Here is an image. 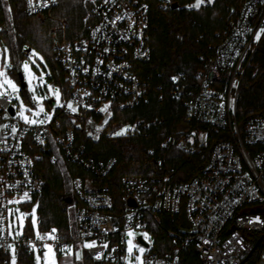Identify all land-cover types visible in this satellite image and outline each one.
<instances>
[{
	"label": "built area",
	"instance_id": "1",
	"mask_svg": "<svg viewBox=\"0 0 264 264\" xmlns=\"http://www.w3.org/2000/svg\"><path fill=\"white\" fill-rule=\"evenodd\" d=\"M230 1L235 8L217 32L213 54L202 57L203 66L192 78L184 72L173 76L170 94L183 100L186 118L223 135L189 183L172 181L165 174L126 175L115 192L108 182L97 181L112 172L116 158L95 160L87 155L86 145H75L77 128L98 141L126 128L131 135L147 127L144 121H114L116 111H132L149 101L148 82L136 72V64L152 56L145 0H100L91 9L85 36L57 45L55 59L67 83L65 105L57 114L65 116L69 126L57 114L44 124L26 123L17 116L14 97L0 96V264H11V249L17 255L20 249L42 253L47 245L57 252L79 247L102 264H127V233L137 230L152 235L139 236L147 245L136 239L146 248L145 264H183L189 251L199 264H264L256 254L259 246L254 250L256 239L264 235V110L243 125L237 118L244 77L255 67L264 39V0ZM56 6L57 0H25L30 16H42ZM207 134L168 136L161 147L186 149L196 139L205 142ZM44 157L54 164L60 158L89 174L72 176V191L80 204L70 237L52 227L39 236L11 233L10 209L43 191L36 163ZM182 208L188 225L164 228L169 246L161 255L154 229L163 228L165 217L176 219ZM92 242L93 247L85 246Z\"/></svg>",
	"mask_w": 264,
	"mask_h": 264
},
{
	"label": "trees",
	"instance_id": "2",
	"mask_svg": "<svg viewBox=\"0 0 264 264\" xmlns=\"http://www.w3.org/2000/svg\"><path fill=\"white\" fill-rule=\"evenodd\" d=\"M99 1L57 0V6L53 10L56 9V15L69 21V41L85 36L86 33L81 34L84 31L83 18L90 12L92 4ZM145 1L149 4L148 42L152 56L148 61L137 63L136 72L148 82L149 101L132 111H116L114 121L125 120L127 116L134 120L139 116L147 123V127H139L134 134L128 136L102 137L98 141L91 139L82 129L75 130V145H86L88 156L95 160L116 158L117 163L112 172L104 180L97 181L108 182L115 192L119 189V181L126 175L150 177L165 174L172 181L189 183L206 166L216 143L223 139L222 134L213 133L205 125L189 121L183 100L173 98L170 90L176 73L184 72L187 77L192 78L203 66L202 57L213 54V48L219 40L217 32L225 27L231 1L216 0L212 7L200 9L188 7L192 0H175L165 6L162 0ZM174 3L178 4L175 9L172 8ZM5 5L9 8L8 15ZM5 5L0 0V39L10 47L12 53L21 54L24 45L43 52L52 66L53 75L49 78L61 85L65 100L67 83L61 66L55 59L56 50L53 51V42L47 29L37 22V16L26 13L25 0H6ZM255 64L257 67L249 70L244 77L238 100L237 118L241 125L249 118L259 116L264 110V39L256 52ZM57 115L65 127L69 126V120L65 116ZM193 131H208L204 145L196 146L194 150L161 147L168 136L179 137L185 132ZM197 141L196 139L193 144ZM29 143L30 138L27 141ZM57 164L52 163L49 157L36 163V173L44 182L43 191L24 205L29 207L32 202H38L40 230L54 227L64 237H70L72 226L67 206H78L80 203L75 194L66 188ZM67 164L72 176H89L77 165L70 162ZM187 225L183 208L176 219L165 217L163 228L154 229L160 244L156 251L163 255L169 246L164 228L178 229ZM25 232H34L30 222L27 223ZM259 239L260 237L256 242ZM261 246H264V242L259 245ZM183 258V264L199 263L191 251L185 253ZM18 264H35L34 253L20 249ZM82 264L102 263L84 256Z\"/></svg>",
	"mask_w": 264,
	"mask_h": 264
},
{
	"label": "rangeland",
	"instance_id": "3",
	"mask_svg": "<svg viewBox=\"0 0 264 264\" xmlns=\"http://www.w3.org/2000/svg\"><path fill=\"white\" fill-rule=\"evenodd\" d=\"M164 1L163 6L169 5L175 0H162ZM216 0H203V3H201L199 8L192 7L194 9H200L205 7H212L214 5ZM2 3H6V0H1ZM196 3V0H192V2L188 5H194ZM95 4H92V7ZM91 7V9H92ZM235 8L234 4L230 5L229 11H233ZM5 11L7 15L9 14V8L5 5ZM231 14H227V18L230 17ZM226 18V19H227ZM36 20L39 24H41L43 27L47 29V32L51 38V41L53 42V51L56 50L57 45L63 41H69L68 37V29H69V21L64 18L60 17L59 15H56V9L51 10L50 12L42 15L37 16ZM91 22V10L90 12L85 15L83 18V33H86L87 26ZM219 32V31H218ZM27 63L29 65V69L32 73L31 78V88L29 85L28 79L25 77L24 74V64ZM257 67L255 65L254 69ZM0 71L5 72L7 77L11 79L16 85L18 86L19 91L17 93H12L11 89L5 84L4 88L0 89V92L11 94L15 99V108L17 111H20V104L21 100L23 101V104L25 106L24 115L27 116L30 120H43L50 121L53 119V117L59 112L60 108L65 105V100L63 98V91L62 87L59 83L55 82L54 80H50V76L53 75L52 66L47 58L41 52L38 48L30 47L29 45H24L22 48L21 54L12 53L10 50V47L0 39ZM19 74L23 75L24 82L27 84L26 87L23 89L21 86ZM3 77H0V82L3 81ZM51 88V90H50ZM59 90V101L57 102L56 96H55V90ZM17 96H19L20 99H17ZM36 96L40 99L39 101H33L32 97ZM52 100H55V103L53 104ZM51 102L52 104L49 105L48 103ZM72 107L75 108V106L70 103ZM43 106L44 112H40V114L37 116L35 115L36 112L39 111V107ZM17 112V114H18ZM44 114V117H41V115ZM18 118L22 121H24L19 115H17ZM50 117V118H49ZM125 120H132L130 117L127 116ZM124 120V121H125ZM134 121H144L143 118L137 116L134 118ZM25 122V121H24ZM35 124H41V123H35ZM44 124V123H42ZM33 125V124H32ZM130 134L129 128H126L122 134L115 135L114 137H121V136H128ZM205 142L197 141V143L191 144L190 146L186 147L184 150H194L196 146L200 147L204 145ZM61 174L63 175L65 186L68 190L72 191V174L70 171V168L64 160L59 158V162L57 164ZM73 192V191H72ZM32 200H26L28 204ZM67 213L69 217V223L72 226V232L74 231L75 227L77 226L76 222V205L70 204L67 206ZM33 216L35 217V224H33ZM10 228L11 233H16L18 236L23 235L25 233V228L27 226V223L30 222L34 229V235L39 236L40 234V227H39V221H38V202L34 201L31 203L29 207H26L23 203L16 204L14 207L10 209ZM54 228V227H52ZM56 229V228H54ZM135 233L134 237H129L127 233V244L126 247L128 248V240L132 239L133 244L138 246L133 248V252L131 256L129 257V253L127 251V264H137L136 256L142 255V259L144 260V255L146 253V248L143 246L137 244L136 239L139 236H144L143 234H147L146 239H152V235L148 231H132ZM145 237V236H144ZM50 246L52 251L51 253L48 252V247H46L44 252H39L38 250L33 251L34 253V262L35 264H52V261H55V264H59V261L56 256V252L54 248L51 245ZM139 247H142L145 249L144 253L141 254L138 250ZM48 253L46 256L45 254ZM257 255H260L262 258H264V246H261L256 251ZM11 264H18V255L15 253L14 249H11ZM199 264V263H197Z\"/></svg>",
	"mask_w": 264,
	"mask_h": 264
},
{
	"label": "snow or ice",
	"instance_id": "4",
	"mask_svg": "<svg viewBox=\"0 0 264 264\" xmlns=\"http://www.w3.org/2000/svg\"><path fill=\"white\" fill-rule=\"evenodd\" d=\"M201 3H203V0H196V3H195L194 5H190V7H196V8H199L200 5H201ZM260 32H264V29H261ZM256 39H257V40L260 39V34H259V33L257 34ZM24 74H25V77L28 79V81H29V85H30V88H31V78H32V73H31V71H30V69H29V65H28L27 63L24 64ZM0 77H3V78H4L3 81L0 82V89L4 88V85L6 84V85L11 89V92H12V93H17V92L19 91L18 86L16 85V83H14L11 79H9V78L7 77V75L5 74V72L0 71ZM50 90H51V88H50ZM3 95H4V93H3V92H0V96H3ZM55 96H56V100H57V102H58V101H59V90H58V89L55 90ZM17 99H20L19 96H17ZM32 99H33V101H39V100L42 99V98H39V97L33 96ZM68 106H69V108H71V110H72L73 112L76 111V108L72 107L71 104H69ZM105 108H107V106H105ZM104 110H105V109H101V111H104ZM24 111H25V106H24V104H23V101L21 100L20 111L18 112V115H19V116H20V117H21L26 123H29V124H35V123H41V124H42V123H44L43 120H39V121L34 120V119H33V120H30L27 116L24 115ZM40 112H44V108H43V106H40V107H39V111L36 112L35 115L38 116V115L40 114ZM49 118H50V117H49ZM105 122H107V121H105ZM13 131H15V129H13ZM123 131H124V130H122L120 133H116V134H117V135H120V134H122ZM24 195H25V197H27L28 194L25 193ZM130 219H131V218H130ZM35 222H36V221H35V217L33 216V224H35ZM52 231L55 232L56 230L53 229ZM143 235L145 236V238H147V234H146V233L143 234ZM128 236H129V237H134V236H135V233L132 232V231H129V232H128ZM54 238H55V237H53V239H54ZM94 245H95V242H92L91 244H86L85 246L91 248V247H93ZM46 247H48V252L51 253V251H52L51 247H50V246H46ZM105 247H107V245H105ZM134 247H138V246H136V245L133 244L132 239H129V240H128V248H127V251H128V253H129V257L131 256ZM138 250H139V252H140L141 254H143L144 251H145V249L142 248V247H139ZM45 255L47 256L48 253H46ZM135 259H136V261H137V264H145V261L142 259V255L136 256ZM52 264H55V261H54V260L52 261Z\"/></svg>",
	"mask_w": 264,
	"mask_h": 264
},
{
	"label": "crops",
	"instance_id": "5",
	"mask_svg": "<svg viewBox=\"0 0 264 264\" xmlns=\"http://www.w3.org/2000/svg\"><path fill=\"white\" fill-rule=\"evenodd\" d=\"M24 203H26V202H24ZM32 234H34V232ZM55 252H56V256H57V259L59 261V264H82L84 256H88V254L83 252L81 250V248H79V247H75V248L69 249V250H64L61 252H57L55 250Z\"/></svg>",
	"mask_w": 264,
	"mask_h": 264
},
{
	"label": "water",
	"instance_id": "6",
	"mask_svg": "<svg viewBox=\"0 0 264 264\" xmlns=\"http://www.w3.org/2000/svg\"><path fill=\"white\" fill-rule=\"evenodd\" d=\"M177 7H178V4H177V3H174V4L172 5V8H174V9L177 8ZM19 78H20L21 86H22V88L24 89V88L26 87L27 84L24 82L23 75H22V74H19ZM52 102H53V104H54V103H55V100H52ZM11 112H12L13 115H15V110H14V108L11 109ZM131 203L134 205V202H133V201H131ZM139 239H140V241H141L142 243H144L145 245H147V244L144 242V240L142 239V237H139ZM263 240H264V235L260 238V240H259L258 243L256 244L254 250L257 249V247L260 245V243L263 242Z\"/></svg>",
	"mask_w": 264,
	"mask_h": 264
}]
</instances>
